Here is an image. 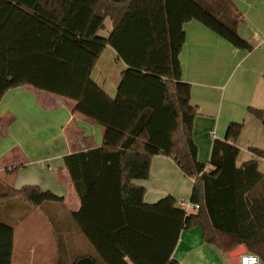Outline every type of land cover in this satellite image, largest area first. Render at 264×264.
I'll return each instance as SVG.
<instances>
[{"label":"trees","instance_id":"obj_1","mask_svg":"<svg viewBox=\"0 0 264 264\" xmlns=\"http://www.w3.org/2000/svg\"><path fill=\"white\" fill-rule=\"evenodd\" d=\"M108 17L113 30L104 38ZM241 19L230 0H0V101L32 87L74 101L75 113L105 130L101 147L65 158L81 203L72 217L94 250L73 264H179L181 233L195 227L223 252L245 246L264 263V174L256 160L236 165L241 123L214 141L208 164L199 161L197 109L180 62L183 25L192 20L252 51L237 32ZM108 46L127 67L115 99L91 76ZM248 112L264 125V109ZM157 155L195 180L196 213L172 196L145 203L146 189L135 181L148 179ZM63 201L37 186L0 182V264L13 262L18 217Z\"/></svg>","mask_w":264,"mask_h":264},{"label":"crops","instance_id":"obj_2","mask_svg":"<svg viewBox=\"0 0 264 264\" xmlns=\"http://www.w3.org/2000/svg\"><path fill=\"white\" fill-rule=\"evenodd\" d=\"M230 1L242 15L237 32L254 46L252 51L237 49L196 20L183 25L182 80L191 85V104L197 109L193 138L199 161L208 164L214 141L225 140L232 123L243 124L236 165L256 160L264 174V125L248 112L264 109V0ZM112 30L108 17L99 35L107 38ZM126 68L108 46L91 76L115 99ZM74 107V101L32 87L11 89L0 101V182L16 190L37 186L64 199L18 217L12 264H73L81 256L94 255L72 217L81 203L65 158L101 147L105 130L75 113ZM194 182L172 158L157 155L148 179L135 184L146 189V204L172 196L180 207L190 201ZM228 255L205 242L203 229L195 227L181 233L173 257L179 264H230Z\"/></svg>","mask_w":264,"mask_h":264},{"label":"built area","instance_id":"obj_3","mask_svg":"<svg viewBox=\"0 0 264 264\" xmlns=\"http://www.w3.org/2000/svg\"><path fill=\"white\" fill-rule=\"evenodd\" d=\"M187 214H190L191 210L198 211L199 205L192 203L191 201L183 202L180 205ZM240 264H264L261 257L254 253H245L240 256Z\"/></svg>","mask_w":264,"mask_h":264},{"label":"water","instance_id":"obj_4","mask_svg":"<svg viewBox=\"0 0 264 264\" xmlns=\"http://www.w3.org/2000/svg\"><path fill=\"white\" fill-rule=\"evenodd\" d=\"M247 253L245 246H240L229 252L230 264H240V256Z\"/></svg>","mask_w":264,"mask_h":264},{"label":"rangeland","instance_id":"obj_5","mask_svg":"<svg viewBox=\"0 0 264 264\" xmlns=\"http://www.w3.org/2000/svg\"><path fill=\"white\" fill-rule=\"evenodd\" d=\"M208 1H210V0H208ZM4 128V123L2 124V122H1V124H0V131H2L3 130V128ZM38 216H42L41 214H38ZM19 233H20V228H17V230H16V241H17V236L19 235ZM228 257H229V255H228Z\"/></svg>","mask_w":264,"mask_h":264}]
</instances>
